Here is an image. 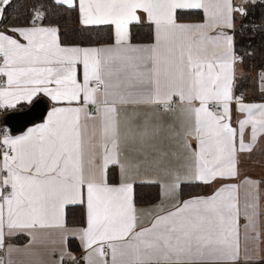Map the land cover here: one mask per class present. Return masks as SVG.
Here are the masks:
<instances>
[{"label":"snow or ice","instance_id":"6c2138e0","mask_svg":"<svg viewBox=\"0 0 264 264\" xmlns=\"http://www.w3.org/2000/svg\"><path fill=\"white\" fill-rule=\"evenodd\" d=\"M11 3L0 0V20ZM257 3L264 0H51L33 6L25 24L0 29V111L40 95L53 103L43 122L22 134L0 129V249L5 226L9 235L63 229L64 210L78 205L85 209L77 238L87 264H109L105 247L110 264L235 259L229 241L239 210L231 192L238 186L182 201L178 195L183 183L237 178L241 158L250 159L264 137V103L234 96L237 65L254 53L239 55L233 35L206 31L233 29L236 15L247 16ZM53 8L77 12L84 28H109L112 43L63 44L60 25L43 23ZM193 10L203 11L205 23L178 22L181 11ZM133 27H147L152 42L133 44ZM259 80L264 91V70ZM88 122H98V140L93 133L85 141ZM141 177L160 189L161 203L151 208L161 211L137 230L140 213L152 214L137 206ZM170 198L177 202L163 211Z\"/></svg>","mask_w":264,"mask_h":264},{"label":"crops","instance_id":"0c3cea01","mask_svg":"<svg viewBox=\"0 0 264 264\" xmlns=\"http://www.w3.org/2000/svg\"><path fill=\"white\" fill-rule=\"evenodd\" d=\"M241 0H234V4H240ZM2 6V5H0ZM191 13L192 17L200 15V19L178 20L179 23L184 24H203L205 23V15L202 10L181 11ZM239 16V15H236ZM236 18V17H235ZM235 19L233 29H228L222 24L213 25L206 29L209 35L217 36L219 34L233 35L235 28ZM80 25V24H79ZM81 26V25H80ZM152 42V41H151ZM148 43H133V44H149ZM112 43V42H111ZM102 44L98 46H107ZM260 69L255 75V84L257 95L254 99L247 101V103H264V91H261L262 85L259 80ZM241 73L239 65H237V77ZM78 78L82 79V65L78 66ZM234 96L237 94L234 92ZM98 98L99 94H98ZM175 99V98H174ZM42 101L46 110L43 117L39 120L27 125L20 132H15L13 135L22 134L28 127L34 126L37 123L43 122L47 112L53 107V103L45 96L40 95L34 99L35 101ZM32 104L26 102L21 103L15 110L4 111V114L10 112H22L27 110ZM66 106V105H57ZM140 111L150 112L153 110L151 105L136 106ZM93 111L92 108L88 109ZM234 116L235 106H233ZM175 113L168 114L164 117L165 120L171 121ZM95 133L94 139H99V124L98 122H88V129L85 133V141L88 137ZM247 139V135L245 137ZM243 163L240 165L239 175L234 179H217L209 184L204 183H183L179 191L178 199L180 201L189 199L190 197H208L213 195L217 190L225 185H237L238 188L231 192L232 196L236 197L238 207L239 221L238 231L233 233L230 237V251L236 256L232 260L212 261L207 260L200 262V264H264V137L259 140L257 151L249 159L242 157ZM258 162V163H257ZM246 178L251 181H259L258 186L252 183L245 182ZM150 177H141L138 179L136 186L137 206L138 208H150L151 215L148 213H140L138 221V228L148 227L152 221L153 215L161 211V208H151L152 205L160 204V189L153 184L144 183ZM228 192H225L227 195ZM177 201L174 198L163 199V211L172 210L173 204ZM76 214L83 212L84 223L81 225L74 223H67V210ZM76 212V213H75ZM72 214V215H74ZM62 222L66 227L61 228H35V229H16L14 233L9 235V230L5 226V242L4 248L0 249V259L3 264H61L60 256L64 259L62 264H87V261L82 258L86 255V250L82 247V241L77 238L79 231L85 227V209L82 206L69 205L64 210ZM69 241H73L77 245V250H72L69 247ZM67 253H71L76 257V260L69 258ZM110 264V251L107 257Z\"/></svg>","mask_w":264,"mask_h":264},{"label":"trees","instance_id":"16d2710c","mask_svg":"<svg viewBox=\"0 0 264 264\" xmlns=\"http://www.w3.org/2000/svg\"><path fill=\"white\" fill-rule=\"evenodd\" d=\"M51 0H12L7 7L3 20H0V29L7 30L9 26L25 24L30 17V9L38 3L50 4ZM63 13V15H60ZM200 19V15L192 17L191 13L180 12L178 20ZM233 30L235 51L239 55L252 52L254 55L246 56L241 73L237 77V86L234 92L243 94L245 100L250 101L257 95L255 75L264 69V4L257 3L248 6L247 16H236ZM44 24L58 23L61 29V41L65 45L79 44L81 46H98L111 43L110 29L107 27L84 28L79 25L77 12H64L63 9L53 8ZM241 24L245 27L241 29ZM150 30L147 27H133L132 43H148L152 41ZM138 193V191H137ZM76 213V212H75ZM67 210V223L81 225L84 223L83 212L76 214ZM69 247L77 250V245L69 241Z\"/></svg>","mask_w":264,"mask_h":264},{"label":"water","instance_id":"95a60500","mask_svg":"<svg viewBox=\"0 0 264 264\" xmlns=\"http://www.w3.org/2000/svg\"><path fill=\"white\" fill-rule=\"evenodd\" d=\"M46 110V106L42 101H35L25 111L22 112H10L3 117L4 125L11 130V132H20L27 125L39 120L43 117Z\"/></svg>","mask_w":264,"mask_h":264},{"label":"built area","instance_id":"2783aa9c","mask_svg":"<svg viewBox=\"0 0 264 264\" xmlns=\"http://www.w3.org/2000/svg\"><path fill=\"white\" fill-rule=\"evenodd\" d=\"M95 86H97V87H100L101 88V90H102V86H100V85H95ZM5 116V114H4V111H0V129H5V128H7L5 125H4V123H3V117ZM8 129V128H7ZM104 251H105V253H109V251H110V249H108L107 247H105L104 248Z\"/></svg>","mask_w":264,"mask_h":264}]
</instances>
